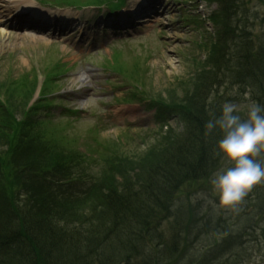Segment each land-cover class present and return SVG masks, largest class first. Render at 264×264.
Listing matches in <instances>:
<instances>
[{"label":"rangeland","instance_id":"1","mask_svg":"<svg viewBox=\"0 0 264 264\" xmlns=\"http://www.w3.org/2000/svg\"><path fill=\"white\" fill-rule=\"evenodd\" d=\"M126 1L129 7L136 4L135 0ZM225 1L221 4L217 0H155L149 14L155 22L144 23L138 18L131 23L128 33L110 32L113 20L108 19L106 8L59 10L58 15L80 17V25L69 34L48 25L42 31L53 29L54 35L47 39L7 34V29L0 24V91L6 96V102H11L12 109L6 114L8 119L26 122L50 114L43 125L36 127L50 140L43 158L34 163L37 171L54 167L55 172L69 175L67 178L76 187H81L82 181L75 182L79 177L98 173L106 166L121 168L127 160L138 159L158 137L171 135L170 130L183 131L180 116L174 111L180 106L182 96L193 94L199 75L202 80L212 78L210 102L246 104L250 95L246 98L244 94L249 89L243 92L241 85L235 83L239 80L237 72L244 71L247 60L242 61L237 72L234 70L238 52L245 55L250 50L255 53L264 48V0ZM163 7L167 8L166 12L161 11ZM224 9L228 14L223 13ZM213 12L216 15L211 23L208 17ZM52 16L56 15L51 13ZM95 16L98 19H94ZM83 27L86 31H94L92 35L96 39L91 49L82 50L70 44L83 34ZM64 33L71 49H65L63 43L57 45L53 39L56 37L57 40ZM116 51L121 54L118 59L112 57ZM254 58H258L257 54ZM224 59L229 61L228 70L219 65ZM107 62H110V70L123 68V77L131 75L139 79L144 86L139 90H146L152 100L156 98L163 102L166 109L159 118L147 111L143 103H120L131 98L130 94L135 91L107 69ZM54 63L67 69L66 75L55 83L62 89L54 97L56 106L49 107L48 111L37 108L28 112L25 107V101L30 97L25 91L27 76L22 74L35 68L41 82L44 70ZM77 78L79 80H75ZM140 99L143 97L135 98ZM173 107L174 111L169 112ZM4 110L0 109L2 124L8 122ZM64 110H77L79 115L76 117ZM241 113L244 114V110ZM9 128H4L8 135L0 133L1 168L4 170L11 164L9 157L2 155L7 154L3 152L2 136H14ZM258 158H264V153ZM230 166L231 163L224 159L218 171ZM114 177L118 182L121 179L118 174ZM211 179L182 188L171 209L173 216L163 223L161 231L167 242H170V236L181 234L179 249L184 253L177 264H204L203 258L211 253L209 250L214 242L222 238L224 226L228 232L238 235L247 228L251 227V230L247 231L249 237L243 235L239 240L241 244L233 246L221 260L230 257L229 264H264V234L261 232L264 227V208L261 207L264 204L258 203L260 196L256 195V186L260 187L264 182L252 186L235 208H223L218 205ZM251 207L253 210L247 214ZM179 214L183 216L181 221L179 217L175 218ZM190 215L191 226L188 225ZM186 228L190 230L186 232Z\"/></svg>","mask_w":264,"mask_h":264},{"label":"trees","instance_id":"2","mask_svg":"<svg viewBox=\"0 0 264 264\" xmlns=\"http://www.w3.org/2000/svg\"><path fill=\"white\" fill-rule=\"evenodd\" d=\"M223 13L228 14L225 9ZM252 51L238 52L234 71L244 59L247 65L237 72L235 84L243 92L249 89L250 100L264 104V48L255 52L257 59ZM228 63L224 59L219 65L228 70ZM195 80L193 94L182 96L176 111V106L169 108L180 116L181 133L170 130L171 135H163L144 155L127 160L121 168L111 165L89 173L93 187L79 194L56 187L69 175L55 172L54 167L37 171L34 163L50 145L46 133L36 128L43 122L26 121L20 134L3 135L2 145L14 164L4 170L0 157L4 173L0 180V264H176L184 253L179 251L181 234L171 236L167 244L159 233L161 223L172 216L182 188L209 181L222 160L216 147L222 132L208 133L205 124L220 114L223 103L210 102L211 77L202 80L199 75ZM162 103H157L161 114L166 109ZM257 186L258 203L263 205L264 185ZM192 220L190 215L189 226ZM222 230V240L214 242L215 253L205 256L204 264H229L230 257L221 258L241 244L243 235L249 237L251 227L241 235L228 232L227 226Z\"/></svg>","mask_w":264,"mask_h":264},{"label":"clouds","instance_id":"3","mask_svg":"<svg viewBox=\"0 0 264 264\" xmlns=\"http://www.w3.org/2000/svg\"><path fill=\"white\" fill-rule=\"evenodd\" d=\"M244 95L248 97V93ZM205 128L208 133L214 129L222 132L216 147L232 165L211 179L218 205L235 208L253 185L264 182V158H258L264 153V104L250 99L246 104L225 102Z\"/></svg>","mask_w":264,"mask_h":264},{"label":"bare ground","instance_id":"4","mask_svg":"<svg viewBox=\"0 0 264 264\" xmlns=\"http://www.w3.org/2000/svg\"><path fill=\"white\" fill-rule=\"evenodd\" d=\"M0 2H1V0H0ZM20 6H21V0H18V3L15 5V7H16V9H18ZM3 7H5V6L3 4H0V8H3ZM166 10H167V8L163 7V9L161 11L166 12ZM153 20L154 19H146V21H144V23H149V22H152ZM166 65L169 66L170 64L167 63Z\"/></svg>","mask_w":264,"mask_h":264}]
</instances>
